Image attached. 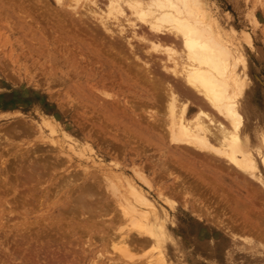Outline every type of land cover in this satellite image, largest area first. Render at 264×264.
I'll list each match as a JSON object with an SVG mask.
<instances>
[{
    "label": "rangeland",
    "instance_id": "1",
    "mask_svg": "<svg viewBox=\"0 0 264 264\" xmlns=\"http://www.w3.org/2000/svg\"><path fill=\"white\" fill-rule=\"evenodd\" d=\"M62 1L77 3L76 10H81L86 3V0ZM43 2L36 4L31 12L42 14L39 16L43 18L42 23L36 21H40L37 15L23 20L17 14L5 10L3 13L0 9V264H23L24 261V264H147L153 259L156 249L145 233L141 236L148 239L144 245L138 243H142L141 240H130L137 236L141 238L139 229L124 219L116 202L118 196L111 199L113 194H121L111 192L104 173L135 182L157 205L156 213H149L150 225L160 234L163 250L171 264H264V237L259 232L260 229L264 231V226L260 225V229L254 224L248 225L249 229L242 227L243 213L252 220L264 222L261 210L264 193L253 191L259 187V182L228 164L221 156L216 159L219 162H209L200 150L180 155L176 146L165 139L166 130L161 125L152 127L149 113L154 115L156 106L145 98V92H142V100L135 96L136 90L141 94L139 86H133L131 81L122 82L117 72L114 81L107 79L104 86H98V91L104 89L111 94L109 103L100 92L91 101L81 99L78 96L80 87L106 76L105 69L108 68L96 63L95 59L86 63L78 57L82 49L77 48V42L71 37L82 35L80 25L70 24L68 30L58 28L55 20L63 7L55 0ZM207 2L212 17L230 34L229 39L243 60L237 71L245 78L239 97L244 144L255 154L258 151L264 153V0ZM62 13L61 17L65 15L64 10ZM244 32L249 33L251 44L246 41ZM85 53L92 55L89 51ZM69 57L74 60H68ZM83 71L92 72L90 83L84 80ZM127 102H135L137 109L132 110ZM158 110L165 119L163 107L159 106ZM136 115L145 132L138 128L134 131L131 118ZM45 119L56 132L51 131ZM71 143L77 154L69 148ZM209 156L213 159L214 153ZM37 163L43 169H36ZM257 168L264 181V164L259 158ZM136 170L144 172L153 183L151 188L139 179ZM180 177L188 180L184 181L185 185H191L187 194L182 190L179 192ZM114 181L124 191L125 182L116 178ZM89 185L93 187L88 188ZM102 187L110 192L103 191ZM195 193L200 194L196 196ZM78 195L84 201L79 202ZM203 204L213 206L210 207L213 208L211 218L201 210ZM198 209L202 213L198 214ZM229 215L234 219L233 229L240 234L237 237L225 231L221 224L219 227V222L217 224L218 218L229 222ZM122 233L127 239L129 237L126 243L122 241ZM130 242L132 244H128Z\"/></svg>",
    "mask_w": 264,
    "mask_h": 264
},
{
    "label": "bare ground",
    "instance_id": "2",
    "mask_svg": "<svg viewBox=\"0 0 264 264\" xmlns=\"http://www.w3.org/2000/svg\"><path fill=\"white\" fill-rule=\"evenodd\" d=\"M39 2L41 3L43 2V0H0V9H2L1 10L2 12L3 10H5V11H9L10 13L12 12L13 14H17L23 20H26L27 19L26 17H30L31 15H33L31 14V12L33 11V7H35L36 4H38ZM55 2L57 3L58 6H62L65 12V15L63 17H61L63 15L62 13L63 10L62 11L60 10L62 15L60 12H59V15L56 14L58 16V19L55 20L56 21L55 26H57L60 29H66L67 27H71L70 24L76 25L78 23L80 25L78 26V28L81 29L80 32H82L83 36L81 35V33L76 31L81 36H77L74 34L71 37L74 41L77 42V45H78V46L76 45L77 48L79 47L80 49H82V51L80 50L81 52L78 57H81L82 59H84L86 63H89V61H91L92 59H95L96 63L98 62V63L104 64L105 65L104 67L108 68V69H105L106 76L103 75L100 80L98 79L92 84H87V85L84 84L82 87H80L81 92H78V96L81 99H85L86 101H91V98H96L97 93L100 92L106 98L105 101L109 103L111 94L104 89H100L98 91V86L99 85L104 86L106 84L107 79H110V81H114V74L118 73L122 82L131 81L132 82L131 84L133 86L135 87L139 86L141 90V94L140 93L138 94L136 90L135 96L139 97L142 100L143 98L142 92H145L146 93L145 98H148V100H150V102L154 106H156L154 110L155 114L153 115L149 113L150 117L153 120L152 127L158 128L159 125H161L160 127L161 128L163 127L166 130V132H164V134L166 135V137L164 136L165 139L168 138L169 142L176 146L180 155L182 154L186 155L187 152L194 151V150H197V151L200 150L201 151L200 154L202 153L204 156H207L208 161L211 160V161H216V162L220 161V160L217 161L216 159L219 156H221L222 158H224V160H226V162H228V164H231L233 167L237 168L244 174L246 173L250 175L252 179L259 182L260 184L259 187L257 188L255 187L253 191L259 192L261 194L262 192L264 193V189H263L264 181L258 175V168H257L258 158L264 164V153L256 151L257 153L255 154L250 148L246 147V145L244 144L242 134H241L242 124H243V114L239 106V97L241 95V92L244 86L245 78L240 75L237 69L239 68V64L243 60L237 54V52L235 51L233 47V42L229 39L230 34L227 33L225 30H223L222 27L218 24V22H216V20L212 17V14L210 12V7H209L207 0H86V3H84V5H82V7L80 8L81 10H78V9L76 10L77 3H71V2L64 3L62 0H55ZM44 5H42L43 8L48 6V4L45 7ZM42 6H40V8ZM65 7L71 8V9L68 10ZM45 9H42V10H45ZM42 10L40 12H42ZM37 11L39 14V10ZM35 13L37 15V12ZM46 14L48 17L49 14L47 12ZM36 15H33V16H36ZM66 15H68L67 18H66ZM39 16L40 15H37L36 18H39ZM3 17L4 16L2 15L1 18ZM43 17H45V14ZM8 18L9 17H7V19ZM39 19L40 21H38V19H36V21L38 23L39 22L42 23L41 21H43V18H39ZM32 20L30 22H32ZM47 22H50V21H47ZM44 23L46 25V22ZM36 24L34 23L35 26ZM68 24L70 26H67ZM12 27L13 26H11V28ZM45 27L47 29V26ZM73 27L74 26H72V28ZM11 32H13V30ZM42 32H43V29H42ZM68 32H70V30ZM244 35H245L246 41L249 44H251V37L249 33L244 32ZM45 38H48V37H45ZM64 38L65 40H70L68 39L69 37L68 38L64 37ZM135 41H137V43ZM75 50L77 49L75 48ZM86 50L92 54L90 55L92 56L91 58L89 54L86 55L85 53L87 52ZM59 56H62V55H59ZM68 60L73 61L74 58L69 57ZM92 64L91 66H93ZM74 67H75V64H74ZM82 76L83 78H85L84 80L87 83H90L91 79H93L92 72L90 71H87V72L83 71ZM141 82H143V84H141ZM127 103H128L127 106L130 107L132 110L135 111V109H137L136 108L137 104L135 102H127ZM138 103L140 104V102ZM63 104H66V103H63ZM159 106H162L164 109L163 111H165L163 112L165 113V119L163 115L158 112ZM193 107L195 108V110ZM147 117L148 115L146 116V118ZM91 118L92 117H90L89 119ZM101 118H102V115H101ZM96 120L98 121V119ZM45 121L47 122V125L49 126L51 131L56 132L51 122H49L48 119H45ZM131 122H132L131 125L135 127L134 131H136L137 128L140 129L141 132L144 131V129H142L143 127L141 126L140 119L137 115L134 116V118L133 117L131 118ZM87 124H84V125H87ZM106 127L107 126L105 125V128ZM90 130L91 128L89 129V131ZM86 133H87V130H86ZM128 135L129 134H127L126 137H128ZM66 136L69 137V139H72L70 135L66 134ZM108 138L109 137H107V139ZM95 140H98V139H95ZM118 140L120 139L118 138ZM115 143L117 144V142ZM69 145H70L69 148L74 150L76 153L77 151L74 145L72 143ZM210 153L211 154L214 153L213 159L210 158L209 156ZM204 156L202 158H204ZM80 157L82 158V156ZM222 158L220 159L222 160ZM93 159L94 158L92 157L91 160ZM204 161L206 162V160ZM214 165H215V162H214ZM232 166L230 169H233ZM35 167H37L36 169H39L38 167H40L41 169L42 165H39L37 163V166ZM110 167L111 166H109V168ZM222 167L223 166H221V169ZM166 170L168 169L166 168ZM136 173L139 179L143 180V182L151 188L152 182L151 183L149 182L148 180L149 178L143 174L144 172L142 173L139 170L138 171L136 170ZM104 174L106 175V177H108L107 180L112 188L111 192L112 191L114 193L120 192L121 194V195L113 194L114 196L112 197L114 198H111V199L112 200L116 199V197L118 196L117 197L118 199L116 202L118 206L121 208V212H122V215L124 216V219L126 218L127 220H129L132 226L138 227L140 237L142 236V234L145 233L151 240H153L152 245L156 249V255L154 258L152 257L153 259H149L147 264H171V262L166 257V254L163 250V245L161 242L160 234L157 233L154 230L153 226L151 227L150 225L151 218L149 217V213L151 211L156 213L157 205L155 206V203L149 197V195H147L142 190L141 187L136 186V184H134L135 182L130 181L127 178H126L127 180L124 181L122 177H120L119 175L110 176L109 174L108 175L106 173ZM105 175H102V176L105 177ZM188 176L189 174L187 175V177ZM115 178L120 182H123V181L125 182L123 183L125 186L124 191H121V188L118 182L115 183L114 181ZM190 178L188 179L189 181H190ZM180 180L182 181V184H181L179 192H181V190L182 192L184 191V193H186L187 191L190 192L191 185L184 184L185 183L184 181H186L187 179L184 180L183 178L180 177L179 181ZM97 181L102 182L103 180H97ZM104 182L106 183V181ZM195 182H196V179H195ZM95 183L97 182L95 181ZM220 183L222 184V182ZM91 185H89L88 188H90ZM172 185L175 186L174 184ZM93 186H91V188ZM83 187L84 186H82V188ZM103 187H102L103 191L108 190L107 189L108 187L106 188L107 190L103 189ZM212 188L215 189L214 185L212 186ZM84 189H86V187ZM161 193L163 192L161 191ZM195 194L196 196H198L200 193L198 195L197 193ZM81 195L84 196L85 194H81ZM80 196L78 195L77 200H81L79 202H82L83 199L82 198L79 199ZM204 198L205 196L203 197V202H204ZM195 200H198V198L196 199L195 197ZM85 202L87 203L88 201L85 200ZM94 205H93V208L96 206ZM112 205L114 204L112 203ZM210 207H213V206H210ZM210 207L209 205L207 206V204L206 205L203 204L200 207L201 210H204L203 213H205V211L208 213L209 218H211L210 214H212L213 212L212 210L213 208L211 209ZM232 210L235 211L237 210V208L235 209L233 208ZM261 210L264 213V207ZM197 211H198V214L202 213L199 209ZM243 216H244L243 226H242L243 228L247 227V229H249L248 225H252V224H254L257 227V229H260V225L264 226L263 221L252 220L250 219L247 213H243ZM227 218L229 222H226L225 219H223L225 220V222H223L222 219L218 218V221H217V224L219 222L218 226L220 227L222 225L225 231L230 233L233 237H237L240 234H238L232 227V225H234V223H232L234 222L233 216L229 215V217ZM259 232L263 233L262 237H264V231L260 229ZM137 237H133V239L131 238L130 240L131 241L135 240V242L136 241L138 242L141 240L143 242L142 243L138 242V243L143 244V245H144V242L148 241V239H143L142 237L137 238ZM125 239L126 241H124ZM128 239H127V236L123 234L122 241L126 243ZM128 244H132V243L130 242ZM126 249H129V248H126ZM25 259L26 258H24L23 260ZM56 262H57V259H56ZM27 264H30V263H27Z\"/></svg>",
    "mask_w": 264,
    "mask_h": 264
}]
</instances>
